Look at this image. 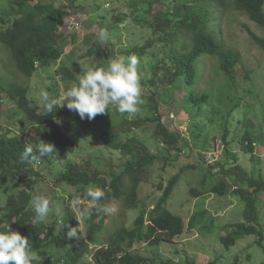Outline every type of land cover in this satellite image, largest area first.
<instances>
[{"label":"trees","instance_id":"obj_1","mask_svg":"<svg viewBox=\"0 0 264 264\" xmlns=\"http://www.w3.org/2000/svg\"><path fill=\"white\" fill-rule=\"evenodd\" d=\"M59 1L8 0V8L0 10V55L4 54L6 58L4 62L0 60V100L14 104L19 112L24 114L31 127L28 138L23 139L18 136L2 135L0 124V172L9 174L11 181L18 178L16 182H20L24 188L18 194H10L5 206L0 208V231L11 228L22 236L28 237L32 252H46L52 243H57L58 237L64 242L65 247H69L65 253L67 254L65 259L74 258L72 262L75 264L81 261L85 253H91L88 241L96 242L97 246L92 253V264H147V259L136 252L139 250V245L144 242L152 247L162 242L173 244L175 239L182 236L186 230L185 220L166 208L178 177L170 180L167 186L159 185L163 195L151 211L146 208L141 211L133 228L122 225L114 231L111 230L110 225H104L108 217L107 211H97L102 208L103 201H99L92 210L93 221L90 223L88 238L83 234L81 222L76 219L77 216L69 205L61 223L71 227L78 226V239L66 238L67 227H62L57 234L49 235V228L44 222L32 224L35 214L29 206V201L34 195V182L30 183L28 176L37 178V173L31 164L20 162V155L25 144L33 146L34 149L42 141L55 146L57 152L53 154L54 158L45 157L41 163L50 165L53 162L65 161L63 169L58 173L57 181L76 188V195L71 197L79 196L82 202L86 197L87 187L91 185L101 188L106 193L107 200H119L124 206L134 210L142 208L139 207L141 171L154 164L158 158V154H152L143 143L138 141L132 134L134 130L130 127L123 135L115 129L113 133L106 132L101 137L113 150L129 152L131 160L126 162L122 171L119 172L115 167L108 178L99 170H91L88 161H82L83 164L70 161L69 156L75 151V142L57 124L56 110L48 113L31 98L27 84L39 67H51L61 58L66 49V45L61 44L65 38L61 27L69 17L70 11L60 7ZM63 1L73 2L72 9L94 4L95 11H105L101 10L99 0H93L92 3L86 0L84 3L79 0ZM156 5L160 8L157 13ZM231 8L264 27V0H157L154 3L153 1L138 3L136 0L135 4L131 3L128 6L124 14L116 15L114 18L111 25L114 28L112 33L119 32L118 25L126 23L129 26L133 24L139 31H147L150 34L148 38L143 39L144 45L134 47L130 51L126 50L124 58L135 55L140 62L151 53L152 48L166 46L168 49L167 56L150 66V74L137 66L143 85L149 89V97L141 104L140 109L149 111L151 114L152 118H146V121H156L155 133L167 149H177L181 138L166 128L162 123L163 113L160 114L159 111L163 110L162 106L166 107L168 104L175 103L176 98L182 99L183 112L194 121L208 125L205 127L209 130L215 128L220 131L225 128L224 132L220 131V133L224 142L230 145L227 140L231 125V111L227 116L219 117V113L226 110L221 108L215 94L196 92L194 86L201 75V63L204 57H207L217 61L216 69L229 79L230 83L232 80L236 90L242 87L238 70L241 65V56L225 45L220 33L223 13ZM75 25L71 28L76 29ZM248 33L253 40L264 43V40H261L249 28ZM78 52L79 49L73 50L70 54L72 65L76 66L80 60ZM111 56H114L112 50L107 48L106 44L96 41L81 60L87 61L89 67L99 68L106 67ZM59 74L63 76L65 82L76 79L75 72L71 73L69 66L62 67ZM66 77L69 78L66 79ZM245 79L249 80V77L246 75ZM213 99L214 104L211 103ZM207 107L209 111L206 110ZM236 108L234 106L233 110ZM193 111L199 116L192 115ZM101 115L88 119L87 126L102 120ZM126 119L124 122L128 121ZM142 125H144L142 121H133L130 126L139 128ZM124 137L127 138L123 139ZM247 147L253 150L252 142L248 141ZM186 148L189 149L187 146ZM227 151H229L228 148ZM231 158L235 162L238 161V156L235 154H232ZM211 167L215 172L220 171L223 178L209 190L192 189L193 197L204 196L206 193L223 197L234 193L242 201L249 202L246 211L247 220L257 221L259 212L256 199L264 190V181L253 179L251 176L247 178L249 174L239 166L234 168V172L232 168L224 167L219 170L218 166ZM27 169H30V172ZM233 176H235L234 185L237 186L234 191L228 185ZM146 214H149V219H146ZM200 217L201 215L198 216ZM189 227H195V219L189 221ZM256 231L253 225L239 226L236 237H225L222 241L229 248L236 243L237 237ZM173 263L178 264L175 260Z\"/></svg>","mask_w":264,"mask_h":264},{"label":"rangeland","instance_id":"obj_2","mask_svg":"<svg viewBox=\"0 0 264 264\" xmlns=\"http://www.w3.org/2000/svg\"><path fill=\"white\" fill-rule=\"evenodd\" d=\"M79 1L85 2V0ZM86 1L93 2V0ZM99 1V5L102 6L101 10H105L104 12L95 11L94 4L72 9L73 2L66 3L63 0L58 2L60 7L70 11L69 17L61 27L65 36L61 44L66 45V49L56 63L49 68L39 67L34 76L27 81L31 98L36 100L41 108H43L40 101L42 91H47L50 98L59 100L70 85L77 83L78 75L90 68L87 61L81 58L98 41L100 30L105 29L109 33L110 39L106 45L114 54L110 58L124 57L126 50L130 51L134 47L144 45L143 39L150 36L149 32H141L133 24L129 26L126 23L118 25L119 32L112 33L114 28L111 25L115 16L124 14L128 6L131 3L135 4L136 0ZM152 1L154 3L157 0H137L138 3H151ZM7 8L8 0H0V10ZM155 8L157 13L160 10L159 5ZM73 25L76 29L71 28ZM248 28L264 40V27L251 21L245 14L234 11L233 8L223 13L220 33L225 45L241 56V65L238 70L242 87L236 90V85L232 83V80L230 83V80L216 69L217 61L207 57H204L201 63V75L194 86L196 92L215 94L221 108L226 110L219 113V117L227 116L231 111V125L227 140L230 145L224 142L220 133V131L223 133L225 128L220 131L215 128L209 130L205 127L206 124L194 121L192 117L183 112V102L179 98H176L173 104L162 106L163 110L159 111L160 114L163 113L162 123L166 128L181 138L177 149H167L164 146L161 138L155 133L156 121L145 120L152 116L149 111L140 109L142 105H139L138 111L134 114H120L115 108H111L110 112L101 115L102 120H98L92 126H87L88 119H81L78 113L66 107V103L64 106H56L57 124L75 142V151L69 156L71 162L83 164L82 161H88L91 170H99L105 177H108L115 167L119 172L122 171L126 162L131 160L129 152L113 150L101 137L106 132L113 133L115 129L123 135L130 127L134 130L132 134L148 148V151L158 154L154 164L141 171L139 207L142 208L129 209L119 200H107L106 193L100 200L103 201L101 202L102 208L108 209L106 212L108 217L104 225H110L111 230L115 231L122 225L133 228L141 211L144 208L151 211L163 195L159 185L167 186L170 180L178 177V182L172 196L167 201L166 208L185 220L186 230L182 236L175 239L173 244L162 242L152 247L144 242L139 245V250L136 252L147 259V264H174V260L178 264H262L264 262V190L257 196L256 207L259 216L257 221L253 222L247 220L246 211L249 202L242 201L234 193L223 197L212 193L193 197L191 192L192 189L209 190L223 178L220 171H214L211 167L213 165L215 168L218 166L219 170L224 167L232 168L233 172L234 168L239 166L249 174L247 178L251 176L253 179L264 181V43L253 40L248 33ZM77 49H79L80 60L75 66L72 65L70 54ZM167 55L166 46H157L152 48L151 53L140 60L137 66L149 73L150 66ZM5 59V55L1 54L0 60L4 62ZM64 66L71 67V73L75 72L76 79L67 82L63 80L59 71ZM246 75L249 80L245 79ZM148 90L142 83L143 102L149 97ZM211 103L214 104V99ZM234 106L237 107L235 110H233ZM208 107L207 111H209ZM192 115L199 116L195 111ZM125 118L127 122H124ZM0 121L2 135L28 138L31 131L29 130L30 124L14 104L0 100ZM133 121H142L144 125L135 128L130 126ZM205 123H207L206 120ZM245 136L248 138H244ZM248 141L252 142L253 150L248 149ZM232 154L238 156L237 162L231 158ZM64 163L65 161L53 162L50 165L40 163L36 167L32 166L37 173V178L28 176L30 183H35H33V194L47 196L61 209L59 218L53 212L44 222L49 228V235L57 234L62 229L61 220L67 212V205L74 198L71 196L77 193L75 187L57 181L58 173L63 169ZM27 171L30 172V169ZM234 179L235 176L229 182L227 181L232 191L237 187L234 185ZM16 181L17 179L11 181L9 174L0 172V208L5 206L10 194H18L24 190L20 182ZM98 202H92L86 196L80 208L73 210L76 216L80 217L81 230L87 238L90 223L93 221L92 210ZM84 208L89 209L87 215H81V210ZM199 215H201L200 218H198ZM146 219H149V214H146ZM191 219H195L193 228L189 227ZM243 225H253L257 231L237 237L236 243L227 248L222 239L230 236L236 237L238 227ZM50 239L52 240L53 237ZM56 240L57 243H52L46 252H32L36 256L34 264H75L72 262L74 258L65 259L67 255L65 253L69 247H65L64 242L58 237ZM88 242L91 253H85L81 261L76 264L93 263L92 253L97 246L96 242Z\"/></svg>","mask_w":264,"mask_h":264},{"label":"clouds","instance_id":"obj_3","mask_svg":"<svg viewBox=\"0 0 264 264\" xmlns=\"http://www.w3.org/2000/svg\"><path fill=\"white\" fill-rule=\"evenodd\" d=\"M110 39L107 30L102 29L98 33V42L106 44ZM138 59L135 55L117 58H110L106 67H90L78 75L77 83L70 85L60 96L59 100L50 98L47 91L40 93V101L44 110L51 113L56 106H64L78 113L81 119H93L98 114L110 112L115 108L120 114H134L138 111L139 105L143 103L141 76L138 72ZM57 152L55 146L44 141L33 146L25 144L20 155L21 163H29L33 167L40 165L45 157L54 158ZM18 180V178H16ZM104 191L95 186H88L86 196L92 202H98L104 197ZM81 199L79 196L71 199L69 207L72 210L80 208ZM29 206L34 212L32 224L43 223L50 213L59 218L61 209L55 205L47 196L34 194ZM97 211H108L107 208H99ZM89 209L81 210V215H87ZM76 219L80 222V217ZM79 225V224H78ZM67 227L66 238L72 240L79 238L78 226ZM36 256L32 254L29 246V238L22 236L19 232L9 228L0 231V264H34Z\"/></svg>","mask_w":264,"mask_h":264},{"label":"built area","instance_id":"obj_4","mask_svg":"<svg viewBox=\"0 0 264 264\" xmlns=\"http://www.w3.org/2000/svg\"><path fill=\"white\" fill-rule=\"evenodd\" d=\"M77 26H78V24H77Z\"/></svg>","mask_w":264,"mask_h":264}]
</instances>
